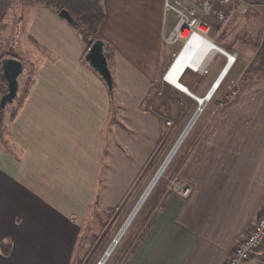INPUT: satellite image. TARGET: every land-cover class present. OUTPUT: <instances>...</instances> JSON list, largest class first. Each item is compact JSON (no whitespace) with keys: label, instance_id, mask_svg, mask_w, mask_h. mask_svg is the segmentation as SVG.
Returning <instances> with one entry per match:
<instances>
[{"label":"crops","instance_id":"obj_1","mask_svg":"<svg viewBox=\"0 0 264 264\" xmlns=\"http://www.w3.org/2000/svg\"><path fill=\"white\" fill-rule=\"evenodd\" d=\"M96 1L105 11L101 40L108 50L114 97L86 62L87 44L59 15L61 10L48 4L19 9L28 14L26 39L41 58L28 95L14 117L4 116L0 133V264L74 261L81 221L94 197L100 204L104 189V202L121 200L155 151L161 124L148 108V95L170 64L175 43L164 39L179 18L167 2L181 1L204 13L200 0H163L157 8L143 3L134 8V0L126 5ZM235 2L219 0V8L210 4L207 15L212 22L233 19L226 39L215 44L237 59L215 94L222 89L224 100L228 88L240 85L238 99L220 102V113L179 168L190 195L160 197L125 264H225L264 205V0H249L245 13L234 10ZM1 8L3 18L10 15L12 5ZM7 23L0 22V108L7 91L1 60L16 57L26 63L10 51L15 40L10 30L4 32ZM200 45L195 40L187 48L190 58ZM213 57L227 65L223 52ZM21 79L22 74L19 90ZM183 83L194 87L191 78Z\"/></svg>","mask_w":264,"mask_h":264},{"label":"rangeland","instance_id":"obj_2","mask_svg":"<svg viewBox=\"0 0 264 264\" xmlns=\"http://www.w3.org/2000/svg\"><path fill=\"white\" fill-rule=\"evenodd\" d=\"M121 1H123V3L126 5V2H129L130 0ZM162 1L163 0H134V8L137 7V3H143L145 5H151L153 8H157L162 4ZM201 2L202 4L208 2V4H212L214 8L220 7L219 0H200L197 3L199 4ZM34 4L46 5L48 3L46 0H12L11 2L6 0L0 1V7H2L1 9H3L4 5L5 8L6 6L9 7V5H12V11L10 15L7 14L5 16V18L9 16L8 19L3 18L4 14L6 13L0 11V22H9L10 24V28L4 30V32H8L10 30V37H13L15 40V48L14 50L11 49L10 51H15L20 54L26 62L24 64V72L22 73L23 79H21L23 80L21 81L23 86L19 90L20 95L18 94V97L25 95V88H27L29 83L33 80L36 66L38 63H40L39 61L41 58L40 51L38 53V49H35L34 45H32L30 42V39H26V23L28 14H26V12L22 13L23 11L20 12V10H23V6H26L24 7V10H28V7ZM190 5L191 4H184V6L187 7ZM13 9L15 10V13L13 12ZM223 9L225 10L224 7ZM102 10L104 13V8H102ZM19 16L22 20L21 24L18 22L20 21L18 18ZM201 16L202 20L208 23L211 28L208 34L205 36L210 42L208 45L214 46L215 41H220L222 38L226 39L227 27L229 23H232L233 19L221 23L219 20L212 22V15H206L205 12L201 13ZM103 21L100 23L95 37L91 42L87 43L86 54L92 42L97 39H104L102 38ZM185 31L186 30L182 31L183 38L173 44V46L170 48V64L164 69L160 77H158V81L152 84V86H158V90L154 91L152 89L151 93L148 95V103H150L148 104V108L157 115L161 124V133L159 139L156 142L155 151L150 156L144 168L136 175L134 180L130 182L129 186L123 190V197L121 200L116 199V201L110 202V198L109 200L106 199L104 202L103 198L106 192L104 189L101 190L103 193V198L101 199L100 204L94 197L95 200L93 199L92 205L90 208L88 207L89 211L86 213L85 218H83L81 221L82 230L77 242L74 261H72L71 264H125L131 256V253L138 243L142 233L146 229L147 218L152 214V212L155 211L160 197L167 192L180 195L178 190H173V187L180 184V182L188 186L178 174V170L182 163L188 158L191 152L190 149L194 148L196 138L200 135V133L206 131L209 126V121L216 117L218 113H220V102L223 103L224 100H226L227 103L236 102L238 99L240 85L234 88H228V92L225 95L227 97H224V100L222 97L224 91L219 89L220 91H218L219 93L217 92L218 94L214 93L215 95H213L212 98L206 102V104L201 105L200 99L211 90V87L214 83V77L218 75L217 73H221L225 67L224 62L215 61L214 57L205 67L207 72L204 71L203 73H197V71L194 72L187 70L192 68V65H194L193 61L187 67H184L180 74V78L174 80L175 82H178L177 85L174 83H168L163 79L164 75H167L175 62L180 63L181 60H184L188 64L189 60L191 59H184V55H182V53H185L187 48L191 46L193 42L195 43V40H192L191 44H187V37L184 35ZM232 31L234 32V30ZM169 35H166L164 40L165 43L171 44L168 42ZM179 57H181V59H178ZM25 70L27 71L26 73ZM185 72L186 75L183 82H185L187 78H191L194 81V87H192V90H189L195 96L185 95V92L183 93L184 95H181L182 93H180V91L183 92L181 86L185 85L182 82V77ZM262 74L264 75V73ZM214 81H216V78ZM33 83L34 80L32 81L31 86ZM111 95L114 97V93ZM19 102L20 101L18 98V100L15 99L13 103H8L5 111L6 118L17 109ZM198 109L199 111L197 112ZM193 117L194 119L192 123L186 130L187 134L184 140L181 142L179 138ZM177 142L180 145L176 146L175 155L168 162H165L166 166L163 170L161 169L162 171L159 173L160 176L154 183V186L151 187L152 190L150 193H148L144 201L140 202V207L136 213L134 212L135 215L134 213L131 215L137 203L145 193L147 187L150 185L151 181ZM106 180H108V173ZM100 185L101 182L98 183L97 189L100 188ZM130 215L131 217L129 221L125 224ZM124 224L125 226L123 227ZM118 234L119 236L117 237ZM114 240L116 241L114 242ZM6 246V249L10 250L8 249V246L10 248L11 244ZM109 248H111V250H109ZM256 262L264 264V246L255 256L254 263Z\"/></svg>","mask_w":264,"mask_h":264},{"label":"built area","instance_id":"obj_3","mask_svg":"<svg viewBox=\"0 0 264 264\" xmlns=\"http://www.w3.org/2000/svg\"><path fill=\"white\" fill-rule=\"evenodd\" d=\"M222 3L227 4L229 0H222ZM202 10L207 14L211 13V6L208 2L201 4ZM166 7L168 9H173L176 11L179 17L178 25L175 30L169 35L168 42L176 43L180 41L182 37V31L188 30L190 33L199 32L206 36L211 29L208 23L202 20L201 15L198 13V10L195 6H184L181 1H177L176 5L169 4L167 2ZM248 7V0H236L233 4L234 10H240L241 12H246ZM219 17L222 21L227 20V15L222 12L219 13ZM227 56L228 62L227 65L230 64L229 69L235 63L237 56L231 53H224ZM207 70L204 68L201 72L203 73ZM225 77V76H224ZM221 83H217L215 81L211 87V89H217ZM174 191L178 190V193L181 196L187 197L191 193V188L184 185V183L180 182V184L175 185L173 187ZM264 246V205L262 206L257 219L255 221L254 226L251 230L238 241L236 244L231 257L227 260L225 264H251L250 258L256 255L259 250Z\"/></svg>","mask_w":264,"mask_h":264},{"label":"water","instance_id":"obj_4","mask_svg":"<svg viewBox=\"0 0 264 264\" xmlns=\"http://www.w3.org/2000/svg\"><path fill=\"white\" fill-rule=\"evenodd\" d=\"M59 15L62 18L66 19L69 23L75 24V20L68 10H66V9L61 10L59 12ZM214 47L216 48V51H221L223 53H227L226 51L221 49L215 43H214ZM85 60L102 77V79L107 83L108 87L110 89H112L113 78H112V74H111V71H110V68L108 65V50L105 47V44L101 39H97L91 44V46H90V48H89V50L85 56ZM225 67L229 68V67H227V65ZM23 69H24V64H23L22 60H20L16 57H5L1 60V77L3 78V80L5 81V83L7 85V91L1 98V105L2 106H6L8 103H13V101L17 98L18 90H19V76L23 73ZM225 71L226 70L224 68L223 73H225ZM220 76L217 78V81H219V82L221 81ZM163 79L165 80V76L163 77ZM210 92H211V90H210ZM209 93L207 94V96H209ZM198 111H199V109L197 110V112ZM197 112H196V114H197ZM195 115H194V117H195ZM194 117L192 118V120L190 121V123L188 124L186 129L184 130V132L181 135V137L179 138V140L182 138V136L184 135V133L188 129L189 125L192 123ZM179 140H178V142H179ZM178 142L175 144V146L171 150L170 154L168 155V157L166 158V160L162 164L161 168L163 167L165 162L168 160V158L170 157V155L172 154V152L176 148ZM161 168L159 169V171L157 172V174L155 175V177L151 181L150 185L147 187L145 193L143 194V196L141 197V199L137 203L136 207L139 205V203L142 201L143 197L145 196L146 192L152 186V184L155 181L156 176L160 172ZM136 207L134 208V210L136 209ZM132 213H131V215H132ZM131 215L129 216V218L131 217ZM129 218L127 219V221L129 220ZM127 221L125 222V224L127 223ZM125 224L123 225V227L125 226ZM115 241L116 240H114V242ZM253 264H263V263L256 262Z\"/></svg>","mask_w":264,"mask_h":264},{"label":"trees","instance_id":"obj_5","mask_svg":"<svg viewBox=\"0 0 264 264\" xmlns=\"http://www.w3.org/2000/svg\"><path fill=\"white\" fill-rule=\"evenodd\" d=\"M46 1L48 5L52 6L57 12L62 9L68 10L75 19L74 28L80 35L83 42L87 44L88 42L92 41V39L95 37V35L98 32L100 23L103 21L104 18L103 10L99 5L98 1L96 0H46ZM1 80L5 84V86H7L2 77ZM32 81L29 83V86L25 88L24 91L25 95H28ZM158 88H159L158 86L153 85L151 87V91L152 89L156 91L158 90ZM110 92L113 93V87L112 89H110ZM24 96L22 95L21 97L17 96L16 99L18 100L19 98L20 101L18 104L23 102ZM6 106H1L0 108V133L2 129L3 119L5 116ZM15 115H16V110L13 112L12 117H14ZM8 244H10V242H8ZM8 252L9 250H6V253ZM255 256L256 255L252 256L250 258V261H254Z\"/></svg>","mask_w":264,"mask_h":264},{"label":"bare ground","instance_id":"obj_6","mask_svg":"<svg viewBox=\"0 0 264 264\" xmlns=\"http://www.w3.org/2000/svg\"><path fill=\"white\" fill-rule=\"evenodd\" d=\"M184 35L187 37V41L186 42H191L192 40H198L199 41V43L201 44L200 46H202L201 48H200V50L197 52V54H196V56H194L193 58H191L190 60H189V62H188V64L184 61V60H181L180 61V63L178 62H175L174 64H173V66H172V68H171V70L167 73V75H166V81L168 82V83H174V84H178V82H175L174 80L175 79H179L180 78V74H181V72H182V69L184 68V67H187L192 61H193V63H194V65H192V68H190V69H187V70H191V71H194V72H200L201 70H203L204 68H205V66L207 65V62L211 59V57L213 56V54L216 52L215 50H216V48L213 46V45H208L210 42L208 41V38L207 37H205L203 34H201V33H199V32H193V33H190L188 30H186L185 32H184ZM184 46H185V44H184ZM186 52H188V50L186 51ZM184 53V54H182V55H184L183 56V58L184 59H188V58H190L189 57V55L187 54V53ZM181 55V54H180ZM178 59H181V57H179ZM230 66V64H228L227 65V67H229ZM225 73H223V71H222V73L220 74L221 76H220V79H221V81L223 80V78H224V76H226V74L228 73V71H229V68H226L225 67ZM179 76V77H178ZM223 77V78H222ZM217 81V80H216ZM221 81L219 82V81H217V83H221ZM181 88L183 89V92H185L186 94H188L189 96H195L190 90H189V88L187 87V86H185V85H182L181 86ZM218 89V88H217ZM217 89H211V92L209 93V96H207V94L203 97V98H201L200 100H201V105H204V104H206V102L208 101V100H210L211 98H212V96L214 95V93H215V91L217 90ZM207 96V97H206ZM186 134H187V132H185L184 133V135L182 136V138L180 139V141L182 142L183 140H184V138H185V136H186ZM177 145H180L179 143L177 144ZM175 152H176V148L174 149V151L172 152V154L170 155V157L168 158V160H167V162L175 155ZM166 166V164H164V166L161 168L162 170L164 169V167ZM162 170H160V171H162ZM160 173V172H159ZM159 173H158V175L156 176V179H155V181L153 182V184H152V186L151 187H153L154 186V183L157 181V179H158V177L160 176L159 175ZM150 187V189L146 192V194H145V196L143 197V199H142V202L144 201V199L146 198V196L148 195V193H150V191L152 190V188ZM140 207V203H139V205L136 207V209L133 211V213L135 212L136 213V211L138 210V208ZM133 213H132V215H133ZM135 213H134V215H135ZM130 219V218H129ZM129 221V220H128ZM127 221V222H128ZM119 236V235H118ZM117 236V237H118ZM109 250H111V248L109 249Z\"/></svg>","mask_w":264,"mask_h":264}]
</instances>
